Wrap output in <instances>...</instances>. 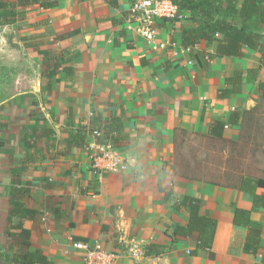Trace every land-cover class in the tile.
I'll return each mask as SVG.
<instances>
[{
	"label": "crops",
	"instance_id": "obj_1",
	"mask_svg": "<svg viewBox=\"0 0 264 264\" xmlns=\"http://www.w3.org/2000/svg\"><path fill=\"white\" fill-rule=\"evenodd\" d=\"M133 2L59 0L52 9H20L22 19L0 27V251L9 250V234L18 232L12 225L20 217L11 223L9 216L20 207L37 212L23 221L30 250L53 264H82L75 242L117 252L114 264H263L264 208L253 210V196L174 171L177 130L208 134L214 121L228 122L234 111L252 110L264 98L261 54L245 48L242 58L218 57L217 43L202 41L193 59L181 53V30L193 25L190 13L182 12L179 22H159L157 39L149 40L135 25L128 28ZM32 34L47 37L37 43ZM28 41L36 43L29 47L40 57V79L23 86L21 45ZM154 41L176 47L154 50ZM46 52L60 62L51 92L43 84ZM249 69L260 70L254 83L218 97L228 78ZM85 126L103 129L106 141L114 138L117 145L115 136L127 141L105 148L89 131L87 147L69 144ZM228 130L238 137L239 127ZM108 148L124 170L103 157ZM186 196L200 198L201 213L217 220L215 259L204 250L194 253L197 234L175 230L189 218L187 208L176 206ZM235 207L251 211L252 222L263 226L257 256L244 254L247 228L234 225Z\"/></svg>",
	"mask_w": 264,
	"mask_h": 264
},
{
	"label": "trees",
	"instance_id": "obj_2",
	"mask_svg": "<svg viewBox=\"0 0 264 264\" xmlns=\"http://www.w3.org/2000/svg\"><path fill=\"white\" fill-rule=\"evenodd\" d=\"M178 5L181 12L190 13L193 25L184 27L181 31L182 44L185 47H196L202 41L217 43L218 57L244 56V49L249 48L261 54V67H264V0H171ZM59 0H0V27L15 24L22 19L26 12L20 9L38 6L40 9H52L58 7ZM198 54L192 53V58H197ZM211 57V56H210ZM60 62L56 60L52 52H46L43 69V84L48 82V92L52 91L51 82L53 77L59 73ZM259 69H249L247 72L237 71L227 79V87L218 91V97L227 99L233 94L242 93L244 84L254 83L259 76ZM259 89L264 90V83L259 84ZM253 110L234 111L228 122L214 121L208 134H200L206 145L202 149L203 163L191 160L186 164L179 161V156L183 155L179 151L181 143H186L188 135L186 130L179 129L175 132V153L174 171L184 178L194 181H202L215 186H224L238 189L253 196V210L264 208V194H259L258 189H264V176L259 168L255 169L254 157L250 155L251 146L245 138L238 135L237 141L228 140L225 137L226 128L242 127L246 118ZM115 121H119L117 118ZM120 129V126H119ZM99 130L102 132L99 143L108 142L112 148L118 149L120 141H127V137L115 136L111 141H106L107 132L103 129L90 130L87 126L79 128L76 136L69 144H75L77 148L87 147L86 135L89 131ZM107 131V130H106ZM209 141L213 144H225L221 149L209 146ZM212 153H222L224 162L211 165ZM184 156V155H183ZM235 163V164H232ZM196 164L194 167L192 165ZM244 165V167H243ZM226 176V178H224ZM167 198L171 194L166 193ZM177 208H187L189 218L184 226L175 228L177 234L184 237L198 235V245L194 252L200 250L208 252L210 259H215L213 244L217 231V220L210 215L201 213V200L197 197L186 196L181 202H176ZM251 211L235 207L233 223L236 226L247 228V235L244 245V254L257 256L262 246L263 226L253 223ZM37 212L26 208H11L9 221L13 223L15 216L21 221L13 224L12 228L18 232L10 233L8 239L11 241L9 250L0 251V264H53L51 259L42 251L30 250V231L24 227V220L35 219ZM161 246H153L149 249H156ZM161 254V250L156 252ZM264 264V255H263Z\"/></svg>",
	"mask_w": 264,
	"mask_h": 264
},
{
	"label": "built area",
	"instance_id": "obj_3",
	"mask_svg": "<svg viewBox=\"0 0 264 264\" xmlns=\"http://www.w3.org/2000/svg\"><path fill=\"white\" fill-rule=\"evenodd\" d=\"M184 15L180 11L177 4L171 0H134L132 11L128 17V28H132L135 25V29L142 33L149 40H156L159 35L158 24L161 23H174L183 20ZM154 50L167 49L168 47L175 48L176 45L173 42H156L154 41ZM183 46V45H182ZM196 47L181 48V53L192 54L195 52ZM189 64H193L189 60ZM92 136L95 140H99L102 136V132L95 130L92 132ZM102 146L105 143H99ZM106 148V147H105ZM103 151V157L107 160H111V166L116 170H124L120 161L111 153L110 149ZM96 168L104 169L99 166V161L95 162ZM74 248L82 254V264H114L119 258L117 252H111L106 250L101 244L90 245L86 242H75ZM130 252H134V248L130 246Z\"/></svg>",
	"mask_w": 264,
	"mask_h": 264
},
{
	"label": "rangeland",
	"instance_id": "obj_4",
	"mask_svg": "<svg viewBox=\"0 0 264 264\" xmlns=\"http://www.w3.org/2000/svg\"><path fill=\"white\" fill-rule=\"evenodd\" d=\"M45 33L46 32H43L42 34L46 35ZM42 34H32L29 36H35L37 39L35 38L33 40L37 41V43L45 42V39L47 36L37 37V36H41ZM12 35H14V33H12ZM39 39L41 40L39 41ZM33 44H36V43L28 41L24 45H21L22 50H23V53H22L23 86L26 80L29 81L31 85H34V82H37L38 79H40L39 70H40L41 60L37 54L33 53L31 47H29L30 45H33ZM5 76H6V79L12 80V74H10L9 72H7ZM23 92L27 93L28 90L24 88ZM27 96H32V95L29 93ZM251 109L253 111L251 115L246 118V121L240 128L239 133H240V136H242V138H245L246 141H248L251 146V149L249 152H250V155L254 157L255 169L259 168L262 171V174L260 175L264 176V98H260L259 100H256L254 106ZM187 133L188 135L184 136V138L188 137V139L186 140V143H181L179 146L180 147L179 151H181L182 154L184 155V156L183 155L179 156L178 158L179 161L181 163L186 164V159L188 162H191V160L195 161V158L198 157V160H196V162L203 163L204 161H203L202 149L204 148L206 143H205V140H202L201 137H199L201 132H188L187 131ZM233 133H234L233 130H228V134L226 135L225 133V137L228 140L237 141L239 137L234 139L232 137ZM213 143L214 141H212V143L209 141V146L214 147L216 149H221L225 146V144H213ZM211 157H212L211 165L214 163L221 164L220 162L222 161L224 162V159H226L222 156V153L221 154L212 153ZM232 164H235V163L231 162V165ZM195 165L196 164L192 166L194 167ZM224 178H226V176H224ZM187 180H191V179H187Z\"/></svg>",
	"mask_w": 264,
	"mask_h": 264
}]
</instances>
